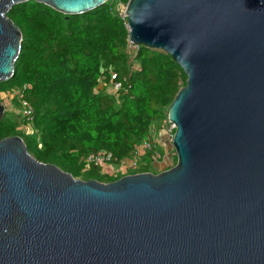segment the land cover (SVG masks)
Masks as SVG:
<instances>
[{"label":"water","instance_id":"water-1","mask_svg":"<svg viewBox=\"0 0 264 264\" xmlns=\"http://www.w3.org/2000/svg\"><path fill=\"white\" fill-rule=\"evenodd\" d=\"M0 0V83L22 32ZM81 15L110 0H34ZM129 41L187 79L168 111L177 163L112 182L0 139V264H264V0H129ZM6 106L0 99V123Z\"/></svg>","mask_w":264,"mask_h":264},{"label":"trees","instance_id":"trees-1","mask_svg":"<svg viewBox=\"0 0 264 264\" xmlns=\"http://www.w3.org/2000/svg\"><path fill=\"white\" fill-rule=\"evenodd\" d=\"M128 1L64 15L30 0L9 12L22 45L15 75L0 83V95L14 93L18 108L25 99L34 114L33 121L18 114L20 122L5 111L0 139L22 137L35 159L77 179H119L96 167L84 171V158L102 151L118 160L133 157L160 129L187 79L168 54L129 46L128 21L119 14ZM144 159L137 173L151 172V153Z\"/></svg>","mask_w":264,"mask_h":264},{"label":"built area","instance_id":"built-area-1","mask_svg":"<svg viewBox=\"0 0 264 264\" xmlns=\"http://www.w3.org/2000/svg\"><path fill=\"white\" fill-rule=\"evenodd\" d=\"M119 14L123 20L127 21V15L125 13V10H122ZM129 46L132 49H136L138 47L130 41H129ZM113 78H115V76H113ZM119 87L120 84L118 83L114 85L115 89H118ZM20 102H21L20 109L22 116L28 119L29 121H33V114H34L33 107L25 99H21ZM175 130H176L175 124L172 123L167 117L161 122L160 129L158 131L153 132V138L141 142L137 146L133 157H131L130 159L118 160L111 152L102 151L99 153H91L88 156H86L83 160L84 171H89L92 169V167H96L99 168L102 173L107 174L109 177L121 178V175L119 174V171L121 170H124L125 172L129 171L130 173H137L138 169L140 168V161L146 157L147 153H151L153 166L155 164L161 165L165 163L166 160L169 159L166 158L167 155H170L171 159L173 158L171 157V151L166 152V150L163 148L164 145L162 146V142L156 137V133L162 131L165 134V138H167V141L173 144ZM172 151L176 156L174 147ZM174 165L175 163L172 160L168 161V167L165 169H169ZM122 174L123 177L124 173Z\"/></svg>","mask_w":264,"mask_h":264},{"label":"rangeland","instance_id":"rangeland-1","mask_svg":"<svg viewBox=\"0 0 264 264\" xmlns=\"http://www.w3.org/2000/svg\"><path fill=\"white\" fill-rule=\"evenodd\" d=\"M13 97H15V94L13 93H7V94H2L0 95V99L3 101V103L6 106V111L7 113H9V115L11 117H15L16 119H18L20 122L22 121V118L20 117L21 113V109L18 108L15 103L13 102ZM32 131L34 132V129H32ZM156 137L162 142V146L163 148L166 150V152H170L171 151V157L173 159L170 158V155H167L166 158H169L168 160L165 161V163L163 164H158L156 167L153 166V163H151L150 167H151V172L155 173H159V171H163L165 168L168 167V161H173L175 162L176 156L174 155V152L172 151L173 149V144L169 141H167V138H165V134L162 131H159L156 133ZM162 151V149H161ZM146 164V160L143 159L140 161V167ZM122 173H124V176L130 175V174H134V173H130L129 171L125 172L124 170L119 171V174L122 177Z\"/></svg>","mask_w":264,"mask_h":264},{"label":"crops","instance_id":"crops-1","mask_svg":"<svg viewBox=\"0 0 264 264\" xmlns=\"http://www.w3.org/2000/svg\"><path fill=\"white\" fill-rule=\"evenodd\" d=\"M156 166H157V165L155 164L154 167H156ZM159 172H160V171H159ZM155 173H157V172H155Z\"/></svg>","mask_w":264,"mask_h":264}]
</instances>
